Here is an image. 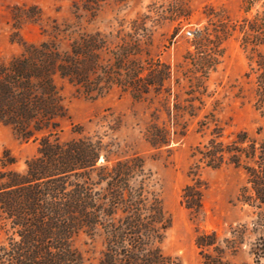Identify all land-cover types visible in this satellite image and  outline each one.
Masks as SVG:
<instances>
[{
	"label": "trees",
	"instance_id": "16d2710c",
	"mask_svg": "<svg viewBox=\"0 0 264 264\" xmlns=\"http://www.w3.org/2000/svg\"><path fill=\"white\" fill-rule=\"evenodd\" d=\"M259 3L251 18H243L239 32L240 46L250 53V72L245 77L254 76V109L262 125L254 135L239 131L230 138L224 137L213 113L199 120L195 133L203 137L209 130L208 138L191 153L190 183L180 195L181 205L198 217L205 190L199 170L231 165L246 176L238 201L256 211L255 219L238 225L230 239L222 242L215 232L197 230L195 246L201 264H227L226 253L236 251L246 236L253 238L249 251L255 263L264 262V0H242L246 15ZM206 34L204 29L197 37ZM95 38L83 35L64 51L57 44L25 46L20 57L0 66V123L10 126L18 140L41 136L38 155L26 161L24 172L8 169L14 160H8V154L3 156L0 230L8 226L11 236L9 251L0 248V264H78L80 255L70 240L79 232L101 239L98 264H178L161 253L170 220L143 160L132 156L109 165L100 140L82 137L61 143L57 137L58 120L66 114L56 78L81 88L87 96H99L113 84L120 85L136 101L162 87L163 80L155 70L141 78L144 69L129 60L124 50L113 54L112 64L97 65ZM98 70L103 78L97 75ZM185 110L195 108L190 102L182 109L174 104V111ZM186 130L187 122L168 111L162 124L152 116L144 139L159 149L184 138ZM101 156L104 163L98 165Z\"/></svg>",
	"mask_w": 264,
	"mask_h": 264
},
{
	"label": "rangeland",
	"instance_id": "374dc122",
	"mask_svg": "<svg viewBox=\"0 0 264 264\" xmlns=\"http://www.w3.org/2000/svg\"><path fill=\"white\" fill-rule=\"evenodd\" d=\"M260 5L246 15L242 0H0V66L20 57L25 46L57 44L64 51L74 39L90 34L96 35L97 65L112 64L113 54L124 50L144 69L141 78L154 70L162 78L161 89L151 90L140 101L120 85L87 96L81 88L56 78L66 114L58 120L57 137L61 143L82 137L100 140L109 165L132 156L143 160L170 220L161 253L178 264H201L197 230L215 232L222 242L238 225L255 219L256 211L238 201L246 176L231 165L199 170L205 190L198 217L181 205L180 195L190 183L191 153L208 138L209 130L203 137L195 133L199 120L213 113L224 137L230 138L239 131L254 135L262 125L254 109V76L245 77L250 72V53L240 46L239 32L243 18H251ZM204 29L206 36L198 38L197 32ZM186 31L193 36H186ZM97 75L103 78L102 70ZM189 102L195 110L174 111V104L182 109ZM168 111L187 122L186 134L167 147L152 148L144 139L145 129L152 116L159 124L166 122ZM40 138L18 140L10 126L0 123V171L8 154V160H14L8 169L24 172L26 161L38 155ZM102 163L103 156L98 165ZM10 236L8 226L0 230V248L9 251ZM252 239L246 236L236 251L227 252L226 263L256 264L249 251ZM70 245L80 255L78 264H98L103 250L100 238L79 232Z\"/></svg>",
	"mask_w": 264,
	"mask_h": 264
},
{
	"label": "built area",
	"instance_id": "2783aa9c",
	"mask_svg": "<svg viewBox=\"0 0 264 264\" xmlns=\"http://www.w3.org/2000/svg\"><path fill=\"white\" fill-rule=\"evenodd\" d=\"M185 34H186V36H188V37H192V36H193L192 32H190V31H186Z\"/></svg>",
	"mask_w": 264,
	"mask_h": 264
}]
</instances>
